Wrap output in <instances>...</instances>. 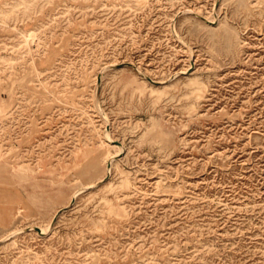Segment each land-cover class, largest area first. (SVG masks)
I'll list each match as a JSON object with an SVG mask.
<instances>
[{"label":"rangeland","instance_id":"374dc122","mask_svg":"<svg viewBox=\"0 0 264 264\" xmlns=\"http://www.w3.org/2000/svg\"><path fill=\"white\" fill-rule=\"evenodd\" d=\"M0 264H264V0H0Z\"/></svg>","mask_w":264,"mask_h":264},{"label":"bare ground","instance_id":"6f19581e","mask_svg":"<svg viewBox=\"0 0 264 264\" xmlns=\"http://www.w3.org/2000/svg\"><path fill=\"white\" fill-rule=\"evenodd\" d=\"M43 231H45V230L43 229Z\"/></svg>","mask_w":264,"mask_h":264}]
</instances>
